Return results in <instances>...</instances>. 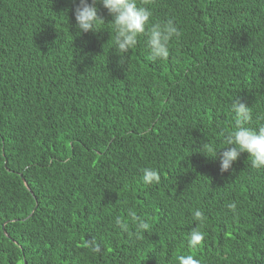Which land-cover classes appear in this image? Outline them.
Listing matches in <instances>:
<instances>
[{"label": "trees", "instance_id": "1", "mask_svg": "<svg viewBox=\"0 0 264 264\" xmlns=\"http://www.w3.org/2000/svg\"><path fill=\"white\" fill-rule=\"evenodd\" d=\"M138 4L177 25L166 60L119 53L102 6L79 33L72 0H0V264H264V170L201 153L237 98L264 125V0Z\"/></svg>", "mask_w": 264, "mask_h": 264}, {"label": "clouds", "instance_id": "2", "mask_svg": "<svg viewBox=\"0 0 264 264\" xmlns=\"http://www.w3.org/2000/svg\"><path fill=\"white\" fill-rule=\"evenodd\" d=\"M75 5L73 15L75 26L79 33H96L98 24L105 20L98 15L102 6L112 17L110 24L115 34V48L121 54H126L136 46L138 37H146V46L152 60H166L170 54V42L179 38L181 33L176 23L169 19L164 22H151L153 15L150 8L138 4V0H72ZM231 111L235 114L234 128L225 135V147L219 150L211 146H205L204 155L219 160V170L223 174L228 172L241 153H248L251 166L257 170H264V125L257 128L248 127L252 120L251 108L237 98L231 104ZM160 174L152 168L143 169V183L146 185L159 183ZM228 207L235 212L236 204ZM128 215L137 221V232L150 230V224L129 210ZM193 216L197 220L203 218V213L197 209ZM116 225L127 231L128 225L119 217ZM204 240V233L194 228L188 236V245L191 248L198 247ZM178 264H200V261L192 255H181Z\"/></svg>", "mask_w": 264, "mask_h": 264}]
</instances>
